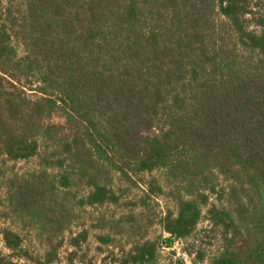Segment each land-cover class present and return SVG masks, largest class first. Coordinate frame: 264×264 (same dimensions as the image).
<instances>
[{
	"label": "trees",
	"instance_id": "obj_1",
	"mask_svg": "<svg viewBox=\"0 0 264 264\" xmlns=\"http://www.w3.org/2000/svg\"><path fill=\"white\" fill-rule=\"evenodd\" d=\"M91 234L264 264V0H0V264H83Z\"/></svg>",
	"mask_w": 264,
	"mask_h": 264
},
{
	"label": "rangeland",
	"instance_id": "obj_2",
	"mask_svg": "<svg viewBox=\"0 0 264 264\" xmlns=\"http://www.w3.org/2000/svg\"><path fill=\"white\" fill-rule=\"evenodd\" d=\"M31 167V163L29 162H22L15 165V170L22 171L25 169H28ZM165 200H159L158 205L156 203L151 205V212L152 217H157L160 212L165 207ZM128 211V210H127ZM208 227V222L203 219L199 225H198V231L201 232L203 229ZM80 231V228H74L73 232L76 235ZM98 232V231H97ZM161 235V228L158 224L153 226L149 230V237L154 239ZM168 237L167 234H163V237ZM162 238H157L159 243H161ZM208 241V240H207ZM159 247V253H160V260L161 264H176L175 259L181 255V243L176 242L172 247L168 248L166 246ZM3 243L1 241L0 237V250H3ZM67 250H70V248L63 247L60 252V258L61 260H65V255H67ZM172 250L176 251V255L172 254ZM113 251V252H112ZM82 253V259L83 264H118L116 261V257L118 255V249H116L113 246H107L102 244L101 241H99L97 234L94 236V234H91V236L88 239V242H86L83 246L82 251H79ZM113 253V255H112ZM80 261V257L77 258ZM76 262H78L76 260ZM184 263L185 264H192L190 261V258L186 255H184Z\"/></svg>",
	"mask_w": 264,
	"mask_h": 264
},
{
	"label": "water",
	"instance_id": "obj_3",
	"mask_svg": "<svg viewBox=\"0 0 264 264\" xmlns=\"http://www.w3.org/2000/svg\"><path fill=\"white\" fill-rule=\"evenodd\" d=\"M172 243V240L171 239H168L167 240V244L170 245Z\"/></svg>",
	"mask_w": 264,
	"mask_h": 264
}]
</instances>
